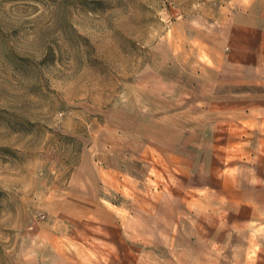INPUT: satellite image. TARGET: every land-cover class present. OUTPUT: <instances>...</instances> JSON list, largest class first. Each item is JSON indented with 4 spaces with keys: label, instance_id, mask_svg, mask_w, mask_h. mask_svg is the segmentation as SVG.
Segmentation results:
<instances>
[{
    "label": "rangeland",
    "instance_id": "rangeland-1",
    "mask_svg": "<svg viewBox=\"0 0 264 264\" xmlns=\"http://www.w3.org/2000/svg\"><path fill=\"white\" fill-rule=\"evenodd\" d=\"M263 5L0 0V264H24L36 251L38 231H55L62 242L63 234L73 236L71 248L64 249L71 255L79 254L77 245L84 252L86 245L94 248L81 235L93 221L80 209L95 207L88 193L100 190L97 181H104L108 197L102 203L134 213L128 215L130 234L136 264H142L143 257L159 254L154 242L147 253L142 248L144 219H156L144 209H185L189 194L202 190L191 186L212 174L242 182L264 176L256 158L264 153L254 149L245 158L237 147L199 152L196 171L191 159H176L181 154L172 149L190 155L205 147L213 139L207 135L212 117L223 108L242 109L229 95L225 102L216 99V91L238 89L216 84L214 65L232 52L261 46ZM245 135L221 141L259 138ZM169 195L177 198L161 200ZM200 195L194 208L197 202L198 209L222 208ZM190 218L183 217L185 227ZM216 219H226L232 231L210 233L201 223L199 231H186L197 239L199 264H242L245 258L247 264H264V223L242 228L234 213L221 212ZM208 234L226 246L208 241ZM188 236L183 245L190 243ZM182 250L185 257L191 249Z\"/></svg>",
    "mask_w": 264,
    "mask_h": 264
},
{
    "label": "crops",
    "instance_id": "crops-1",
    "mask_svg": "<svg viewBox=\"0 0 264 264\" xmlns=\"http://www.w3.org/2000/svg\"><path fill=\"white\" fill-rule=\"evenodd\" d=\"M256 1V0H253ZM264 3V0H258ZM259 13L260 20L258 25H261L260 29V47L254 49H242L238 53H230L228 58L223 59L224 63L214 65L216 70L213 74L216 76L214 81L216 84H220L221 88H236L237 91L229 92L228 90L216 91V99L223 98L222 101H227L226 96L234 98L232 101L239 105H242V109H239L234 113L233 107L230 109L223 108V110L214 115L213 125H210L207 131V135L212 136L213 139L208 142L205 147H196L194 151H190V155H185L179 152V148H172L177 154L176 159H180L182 162L185 159L190 160L193 169L197 170V163L199 160V152L206 151L208 153L218 152L219 148L223 150L231 151L232 148L237 147L242 152V156L245 158L244 152L252 150L264 153V5L261 7ZM248 7L246 8L247 11ZM259 31V29H258ZM253 54L254 59L248 61L247 54ZM223 72V78L219 76ZM248 72H250L249 75ZM249 89V90H248ZM219 97V98H217ZM228 98V103L231 99ZM236 98V99H235ZM231 104V103H230ZM235 123V124H234ZM237 123V124H236ZM238 134L243 136L244 134L253 135L259 137L256 139H245V141L235 142L229 138L225 141L221 138L231 137ZM220 139L218 142L217 140ZM209 156V155H208ZM189 158V159H188ZM247 158V156H246ZM256 158L260 160V164H264V154L257 155ZM210 159V158H209ZM208 159V160H209ZM212 162H215L213 156ZM259 163V161H258ZM213 165V164H211ZM261 165V166H262ZM214 170L216 166L214 167ZM213 172V169H212ZM103 180L97 181L98 188L100 190L95 194H89V199L96 201L93 202L95 207L90 212H84L80 209L85 216L89 217L92 223L88 225V228L84 229L81 235L85 236L88 240L95 242V246L90 247L86 245V252L81 245H77L79 249L78 255H71L66 253L65 247L71 248V240L73 236H65L63 234L62 240L58 241L55 238V231L45 230L44 232L38 231L33 235L36 237L34 246L35 250H32V254L26 257L24 264H136L137 257L135 255V235L130 234L132 225L129 223L130 218L128 215H133L130 210L124 209L118 204L110 202V205H105L101 201H107L108 197L105 193H102ZM264 176L256 181H240L234 177L211 175L201 185L191 186V189L202 190L197 193H190V202L188 199L182 197L180 200H184L186 208H173L164 209L162 205L159 208L149 210L144 209L143 212H148L156 219H144V227L142 239L144 244L142 246L144 253H147L151 242H154V247H157L156 256L151 258L150 254L143 257L142 264H199V252L197 239H193V235L186 234V231H199L200 223L204 226L205 230L210 233L231 232L230 224L226 219H216V216H220V213L228 214L234 213L237 216L239 225L242 228H246L248 222L264 223ZM253 185V186H252ZM250 186V187H248ZM251 189L252 191H248ZM203 194L204 196L200 195ZM200 198L208 203L220 202L222 208L216 210L214 207L199 208L198 202L195 207V200ZM172 195L165 196L161 200L172 199L175 200L177 196ZM190 204L191 207H188ZM181 205V201L179 202ZM194 206V207H193ZM154 212V213H152ZM65 213V212H64ZM66 214V213H65ZM147 214V213H146ZM165 216V217H163ZM191 217L189 227H185L183 224V217ZM125 217V218H124ZM157 217H163L157 218ZM196 223V225H195ZM216 226V227H215ZM40 228V226H36ZM236 230V229H234ZM35 233V232H34ZM65 233V232H64ZM209 235V234H208ZM186 237L190 242L183 245V237ZM208 241L213 240L220 242V246L224 245L225 240L221 241L219 238L215 239V235L210 234ZM217 240V241H216ZM67 241V243H66ZM74 242V241H73ZM157 242V243H156ZM62 243V245H60ZM65 243V244H64ZM68 244V245H66ZM219 244V243H216ZM227 244V243H226ZM61 247V248H60ZM183 247L190 248V253L184 257ZM44 248V249H43ZM94 251L92 252L91 250ZM104 248L110 249L106 251L108 254L103 255ZM124 248L126 249L124 251ZM59 249H62L60 252ZM194 249V250H193ZM88 252V253H87ZM189 256V257H188ZM187 257V258H186ZM184 258V259H183ZM189 261V262H187ZM247 264V260L242 262ZM256 264V262H255Z\"/></svg>",
    "mask_w": 264,
    "mask_h": 264
}]
</instances>
